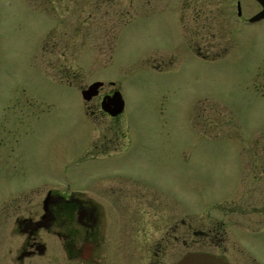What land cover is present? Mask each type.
I'll return each mask as SVG.
<instances>
[{"label":"rangeland","instance_id":"374dc122","mask_svg":"<svg viewBox=\"0 0 264 264\" xmlns=\"http://www.w3.org/2000/svg\"><path fill=\"white\" fill-rule=\"evenodd\" d=\"M181 3L0 0V206L40 185L85 191L120 165L151 176L192 220L229 204L235 162L247 154L241 129L264 122L262 106L245 103L253 47L242 31L236 49L219 54L218 28L207 21L198 35ZM222 24L223 43L235 46ZM97 80L125 99L115 144L92 140L82 89ZM240 231L255 257L247 264H264V228Z\"/></svg>","mask_w":264,"mask_h":264},{"label":"flooded vegetation","instance_id":"af4514ba","mask_svg":"<svg viewBox=\"0 0 264 264\" xmlns=\"http://www.w3.org/2000/svg\"><path fill=\"white\" fill-rule=\"evenodd\" d=\"M182 8V19L189 11L195 26L198 22V35L207 21L218 28L219 46L206 47L221 55L231 54L246 31L253 48L246 85L252 96L245 103L260 104L264 116V0H182ZM222 21L230 22L225 34L236 37L235 46L223 43ZM104 88L85 100L87 118L96 126L94 145L119 140L114 122L122 113L113 116L102 108L104 96L118 88ZM242 132L238 145L247 154L235 162V193L229 204L217 206L214 217L192 220L188 213L175 212L151 176L115 166L110 174L89 181L85 191L40 185L5 198L0 206V264H176L187 253L200 251L247 264V257H255L239 244L240 230L264 228V122Z\"/></svg>","mask_w":264,"mask_h":264},{"label":"water","instance_id":"95a60500","mask_svg":"<svg viewBox=\"0 0 264 264\" xmlns=\"http://www.w3.org/2000/svg\"><path fill=\"white\" fill-rule=\"evenodd\" d=\"M103 81L97 80L91 83L87 88L82 90V96L86 101L100 93V87ZM102 108L116 116L125 110V99L119 89L112 95L104 96L102 100ZM176 264H231L224 258L209 252H189L182 257Z\"/></svg>","mask_w":264,"mask_h":264}]
</instances>
